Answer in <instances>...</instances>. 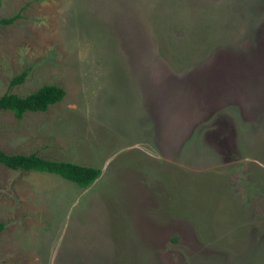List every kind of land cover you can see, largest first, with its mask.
I'll list each match as a JSON object with an SVG mask.
<instances>
[{
    "label": "rangeland",
    "instance_id": "obj_1",
    "mask_svg": "<svg viewBox=\"0 0 264 264\" xmlns=\"http://www.w3.org/2000/svg\"><path fill=\"white\" fill-rule=\"evenodd\" d=\"M0 95H65L0 150V264H264V0H0ZM25 79L9 87L13 76Z\"/></svg>",
    "mask_w": 264,
    "mask_h": 264
},
{
    "label": "trees",
    "instance_id": "obj_2",
    "mask_svg": "<svg viewBox=\"0 0 264 264\" xmlns=\"http://www.w3.org/2000/svg\"><path fill=\"white\" fill-rule=\"evenodd\" d=\"M16 15L0 18V25L11 24ZM28 69L13 76L9 87L21 83L27 76ZM65 95L62 87L55 84L41 85L37 90L25 96L12 92L0 95V110H8L16 118H21L27 111H44L50 105L59 102ZM0 163L13 170L43 171L57 174L80 187L86 188L100 175L101 170L93 166L79 165L70 161L45 159L36 153L8 154L0 150ZM2 224H0V229Z\"/></svg>",
    "mask_w": 264,
    "mask_h": 264
}]
</instances>
